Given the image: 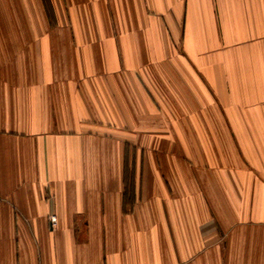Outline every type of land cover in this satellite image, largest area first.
Returning a JSON list of instances; mask_svg holds the SVG:
<instances>
[{
    "label": "crops",
    "instance_id": "0c3cea01",
    "mask_svg": "<svg viewBox=\"0 0 264 264\" xmlns=\"http://www.w3.org/2000/svg\"><path fill=\"white\" fill-rule=\"evenodd\" d=\"M0 264H264V0H0Z\"/></svg>",
    "mask_w": 264,
    "mask_h": 264
},
{
    "label": "trees",
    "instance_id": "16d2710c",
    "mask_svg": "<svg viewBox=\"0 0 264 264\" xmlns=\"http://www.w3.org/2000/svg\"><path fill=\"white\" fill-rule=\"evenodd\" d=\"M126 167H127V165H126ZM126 174H127V177H126ZM132 173H128V170L127 169H125V177H126V180H125V183H126V189H125V202H126V199L128 200L129 198H130V194H131V191H132V187H131V185H133V180L132 181H130V179L128 180V177H130V176H133V175H131ZM130 183H132L131 185H130Z\"/></svg>",
    "mask_w": 264,
    "mask_h": 264
},
{
    "label": "built area",
    "instance_id": "2783aa9c",
    "mask_svg": "<svg viewBox=\"0 0 264 264\" xmlns=\"http://www.w3.org/2000/svg\"><path fill=\"white\" fill-rule=\"evenodd\" d=\"M52 218L54 219L55 217L53 216Z\"/></svg>",
    "mask_w": 264,
    "mask_h": 264
}]
</instances>
